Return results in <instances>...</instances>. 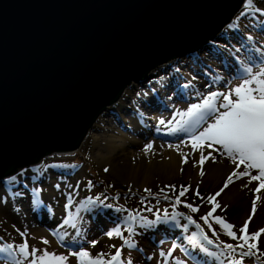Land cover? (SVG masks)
<instances>
[{
    "label": "water",
    "instance_id": "water-1",
    "mask_svg": "<svg viewBox=\"0 0 264 264\" xmlns=\"http://www.w3.org/2000/svg\"><path fill=\"white\" fill-rule=\"evenodd\" d=\"M243 0H0V180L73 153L132 81L215 38Z\"/></svg>",
    "mask_w": 264,
    "mask_h": 264
},
{
    "label": "rangeland",
    "instance_id": "rangeland-1",
    "mask_svg": "<svg viewBox=\"0 0 264 264\" xmlns=\"http://www.w3.org/2000/svg\"><path fill=\"white\" fill-rule=\"evenodd\" d=\"M256 4L258 7L264 9V0H256ZM234 20L232 19L230 23L224 26L218 35H226L229 37L232 31L235 30L244 31L248 37H252L255 34H258L260 37L263 35L262 33H259L258 30H252V28H256L258 23L264 21V16L256 14L255 17L252 15L243 18L241 17L238 21V27L230 29L228 25L233 23ZM228 29H230V31ZM218 35L214 39H211L210 43L205 45L207 46L206 50L205 48L198 50L200 58L202 57L203 59L208 60V66L206 65L207 68H204L203 66L200 69L205 71L206 76L205 79H201L205 83V86L209 87L212 82H208V74L212 73L213 70L214 72L220 70L217 74L221 77L227 78L232 83L231 85H238L242 82L241 80H232L230 75L223 69L213 66V64L212 66L210 65V63L216 61L214 58H211L210 49L216 48L217 50L224 51L230 63L234 65L239 62L243 68L245 65H251L247 60H244V62L246 61L247 63H242V57H250L253 48L251 46H245L244 42L240 39L237 40L232 38L230 42L235 45L233 49L229 46L228 42L225 40L221 41ZM258 44L264 45V41L260 39V43L258 41ZM230 48L232 50H230ZM234 50H236V52L238 51L239 54H242L240 56L241 59ZM174 64L171 66L168 65V63L161 64L157 68L151 70L150 73L163 71L159 79L160 82L168 77L177 81L175 89L178 87L182 88V96L176 97L174 92H170L168 97L163 99L164 103L161 106L152 107L147 104L143 108L141 103L144 98L148 96V98L152 97L159 89V84H155V86L150 84V78L152 76H150L147 80L132 81L131 85L133 83L136 84L130 87L128 86L122 94L126 100L130 99V97H132V99L134 98V102H132L133 104L131 103V106H134L135 109H141L140 115L135 114L137 116L134 117H139V119L142 120V122L138 124L148 125L150 129L147 134L142 135L133 131L132 126L134 123L130 120V114L125 116V118L122 117L123 120H121L118 115L108 111L106 120L98 117L97 120L99 122L96 120L76 152H53L42 158L38 165L39 169L43 172V175L40 176L38 174V176L41 179H46V177L52 175L51 179H53L54 182L51 186V194L49 196L44 195L43 193L40 194V199L42 201L41 206L43 205L44 207H37L38 210H41L42 212L47 210L48 213H50L48 201L51 204L58 205L60 207H62L63 204H66L67 193L73 190L72 188H69L68 185L75 188L76 195L74 199L78 204L85 196L88 195L93 197L99 194L107 202L109 201L107 198L108 194H112L117 191L120 195L118 198H115L116 201L117 199L123 200L124 196H130L129 192H142V194L145 195L146 192L144 190L146 188L158 193L161 192V189L164 191H172V189L166 188L165 186L178 185L181 182H188L192 186L189 194L190 197L194 195L197 186H199L198 189L204 194L202 203L199 206V213L201 215L207 214V212L212 208V205L207 203V197L219 191L223 185L220 183H214L210 177L207 176L208 174L206 170H204L205 175L201 177L199 174H195L191 171L193 168L188 167L189 164H181L178 169L172 170L169 173L153 171L150 176H143V174L140 173L129 172L130 169L124 166L117 167L116 165L105 161L99 154L98 147H96L94 142V138L98 137L100 138V146H104V137L107 133L116 136L118 139H124L126 135H129L131 138L136 137L141 142L145 143H141L142 145L138 146L129 145L131 150L134 149L135 151L140 152L144 150L146 144L152 143L155 145L152 151H157L156 157L161 156L162 154L160 153L163 152L164 149L168 148L169 144H179L180 146L187 144L186 137L183 135H180L179 137L168 135L167 124L160 125L161 130L160 132H157L156 128L159 120L164 119L167 122L168 120L173 119V114L175 112L186 110L192 103H198L199 100L203 98V95H206L209 91H225V88L226 91H228L230 88L225 86L224 89L211 87V89H209L206 93L203 95L201 94L198 97V92L194 93L189 91L192 90V85L185 81V78L180 77L179 75V70H187L191 66H193L191 69H197V63L195 61H191L188 57H180ZM191 69L190 72H187L190 76L188 77L191 79L199 78L198 75L194 74L195 70L192 71ZM231 75L234 76V74ZM141 113L146 114L147 117L141 115ZM155 117L158 121L154 119ZM175 119L178 120L180 117L177 115ZM181 140H185V143H180ZM158 144L161 145L159 148H157V146H159ZM126 145H128V143H126ZM221 156L228 158L226 154ZM81 159H83L82 163H80ZM140 160L141 157H137L136 161ZM25 167L26 166L22 167L15 174H13L18 177L16 182L9 184L8 179L0 180V244L11 243L13 245H19L27 240L30 246H34L37 249H47L48 251L64 255H67L70 251H78L80 246L91 251L93 255L96 253L94 250L97 251L102 249L103 251H107L106 253H111L115 251L116 248L121 247L122 241L120 238L113 237L110 239L106 235L108 231L117 227L111 218V214H109V212H99L97 210L81 211V231L84 233L83 236H77L76 231L70 226H65L61 229L62 232L66 231L68 233L64 242L61 243L57 237L52 234L54 231L50 226V221L57 220V223L61 222V225L63 219L67 215L65 206L57 213L58 217L56 216V218L50 217L51 219H49L48 217L43 216V213L42 215L35 214L37 217H34V215L32 216V213L28 214L27 208L29 207V194H32V190L28 191L30 192L29 194L27 191L21 190L26 188L24 186L26 185V180L22 181V178L19 175ZM105 168H108L109 171L105 172ZM181 168L183 171H181ZM92 170L99 174V179H93L94 175L91 172ZM253 174H255L254 170ZM25 176L26 174L24 173L23 177ZM89 181L92 182V187L90 188L88 187ZM105 181L111 183L112 187L110 188H113V192L108 191L109 186H105ZM56 184L60 185L59 190L55 187ZM76 185H79V187L76 188ZM254 187L255 184L248 189L245 195H237L235 192L232 197L231 194L228 195V193H222L221 196L217 197V200L221 205H227V207L218 208L214 214L225 217L228 222L234 224L239 229L251 212L252 200L255 198V195H257L251 190ZM230 189H234V187L232 186ZM16 192L22 193V195H14L13 193ZM160 202L161 204L159 206L163 207L164 210L169 208L167 203L163 201ZM258 203L260 204V207L250 224V231H256L259 228L264 227V201ZM70 211L74 212L75 207L70 209ZM51 215L53 214L50 213V216ZM196 222L199 223L197 220ZM209 223L212 225V228L210 229L207 224H204L203 231L209 239H212L215 242L214 244H209L210 247L214 250H218L216 245L221 244V242H228V240H225V236H223L222 232L218 229L211 218H209ZM58 227L59 226H56L55 231L58 230ZM192 228L195 231H200L196 225L191 226V229ZM212 229H215V232L218 235H213ZM21 233H25V235L22 236ZM185 233L186 231L180 226L158 227L153 229L151 233H142L134 238L137 242V248L129 249L125 247L122 249V258H131L133 264H162L164 258L161 257L159 253L161 251L167 253L168 250L171 249L172 245L176 244L177 247L173 250L172 257H169V264H175V260H183L185 264H219L212 252L206 253L203 250L196 249L195 251L197 253L196 256L194 255L195 257H193V254L187 253ZM42 238L47 239L49 243L47 245L43 244ZM262 239H264V237H262ZM92 240L98 241V244L95 247H93L90 243ZM113 245H115V248L112 247ZM148 257H152V259L149 260ZM0 264H3L2 260H0ZM25 264H27V261H25ZM69 264H76V258L70 257Z\"/></svg>",
    "mask_w": 264,
    "mask_h": 264
},
{
    "label": "snow or ice",
    "instance_id": "snow-or-ice-1",
    "mask_svg": "<svg viewBox=\"0 0 264 264\" xmlns=\"http://www.w3.org/2000/svg\"><path fill=\"white\" fill-rule=\"evenodd\" d=\"M243 11L239 16L229 24L230 29L238 27V21L241 17L247 15L264 16V9L260 8L256 4V0H243ZM261 27L264 29V21H261ZM249 41L252 37H247ZM264 64V62H262ZM243 76L242 82L238 85L231 87L228 91H209L198 103H192L186 110L177 111L173 114V119L167 122L164 119H160L156 128L157 132H160V125L167 124V134L171 136L179 137L183 135L186 137V141L191 145L193 152L198 153V159L193 163L194 167L199 168V175L203 177L205 175L204 165L208 162H217L214 152L221 155L226 154L234 165L233 171L227 176V179L223 183V187L213 195L207 197V203L212 205V208L206 215L201 216L200 219L211 229L212 225L209 223V218H212L216 224H218L222 231L234 241H239L236 244L223 243L217 244L219 248L221 245L224 249L219 255L226 257V264H244L245 258H253L256 264H264V227L259 228L256 231H250V224L253 221L260 204L258 202L264 201V66H261L258 71H253L250 66H244L242 68ZM222 78L217 76L213 79V83H218ZM201 94L197 93L199 97ZM143 115V114H141ZM180 119H175L176 116ZM180 143H185V140H181ZM168 147H175L180 149V145L169 144ZM153 149V144L148 143L145 145V153ZM205 149L209 151L205 152ZM189 153L180 151L182 158V164L189 163ZM253 170L255 174H253ZM26 170H22L19 173L20 176L24 175ZM40 176L43 175L41 169L35 170ZM105 172L109 169L105 168ZM181 171L183 169L181 168ZM39 176H34L33 179H38ZM8 183L16 182L18 177L13 175L8 177ZM242 186L249 188L250 185L255 184V187L251 190L257 195L252 200L251 212L247 219L244 220L242 226L238 231L236 226L226 220L225 217L220 215H214L218 208H226L227 205H221L217 200V197L221 196L227 188L237 180L244 181ZM55 187L59 190L60 185L56 184ZM73 190L67 193V202L65 209L67 211L66 217L63 219L62 224L59 226L63 229L65 226H70L76 231L77 236H83L81 231L80 216L81 211H90L92 207L97 204L106 208L113 207L110 204H105L99 197H88L85 200L76 203L74 197L76 195L75 188L68 185ZM79 185H76L78 188ZM88 187H92V182H88ZM166 188H170L176 191L175 185H166ZM198 187L195 190V195L200 196ZM192 188L191 185L180 186L178 195L175 197V201L172 203V208L175 209L176 205L184 203V206L190 209L193 213L200 210L199 206H194L192 203H187L181 200L186 193ZM146 193L150 195H156L159 200L160 194H152L151 189H145ZM41 189L33 188L32 203L35 206H39L42 201L40 199ZM165 199H170L167 193L161 189ZM16 196L22 195V193H13ZM75 207V211H70ZM123 208L117 209L122 211ZM151 211V208L148 209ZM180 217H184L183 213L173 211L171 214L167 210L164 211L163 217L157 215L156 220H148L143 217L139 212L129 211L125 217V224L128 235L125 236L121 227L118 225L116 228L106 233L108 238L118 237L122 241L121 247L115 249L114 254H108L99 252L95 255L88 249L80 246L78 251H70L67 255L57 254L56 252L48 251L47 249H37L34 246H30L28 241L25 240L19 245H13L11 243L0 244V260L3 264H69V258L75 257L76 264H133L131 258H122V249L127 247L129 249L137 248V242L134 236L138 233L135 232L134 225H139L143 228H149L154 226L160 221H175L179 226ZM187 224L183 227L187 229L188 225H196L199 232H194L189 237V243L193 246L203 247L201 241H206L207 244H214L212 239L204 233L203 228L199 225L192 216L186 217ZM213 235H218L215 229H212ZM239 233V234H238ZM57 239L63 243L68 233L61 232L59 230L52 233ZM25 235V233H21ZM42 243L47 245L49 241L42 238ZM78 243V242H77ZM91 245L95 247L98 241L92 240ZM112 247L115 248V245ZM177 247L176 244L172 245V248L168 252L161 251L159 255L163 257L162 264H169V257H172L173 250ZM207 250V249H205ZM237 250L238 253H237ZM214 255H216L214 253ZM237 256V258H233ZM149 260L152 257H148ZM175 264H185L183 260H175Z\"/></svg>",
    "mask_w": 264,
    "mask_h": 264
},
{
    "label": "bare ground",
    "instance_id": "bare-ground-1",
    "mask_svg": "<svg viewBox=\"0 0 264 264\" xmlns=\"http://www.w3.org/2000/svg\"><path fill=\"white\" fill-rule=\"evenodd\" d=\"M240 11H238L236 14H239ZM236 14L234 15L233 20L236 19V17H237ZM228 30L230 31V29H228ZM252 30H255V31L258 30L259 33L264 34V29H262L261 23H258V26L256 28L253 27ZM219 37H220L221 41L225 40L226 42H228L229 46H231L233 49H234L235 45H233V43L230 42L232 40V38L237 39V40L240 39L242 42H244L245 46H251L253 49H252V53H251L250 57L247 58V57L243 56L242 57V59H243L242 63H247L246 61L244 62V60H247L251 64L249 66L253 68L254 72L258 71L261 66H264V64H262V62H264V45L258 44V41L260 43V39L263 40L262 39V38H264L263 35H261V37H262L261 38L258 34H255L252 36V40L249 41L247 39L248 36L244 33V31L235 30V31H232V33L229 35V37L226 35H221ZM210 42L211 41H208L205 44H203L202 46H200L198 49H196L192 52H186L185 54H182V55L172 59L171 61L167 62L168 65L171 66L172 64L176 63L180 57L181 58L188 57V59H190L191 61H195L197 63V66H196L197 69H195V68L191 69L193 67V66H191L187 70H179L180 77L185 78V81H187L188 83H190L192 85V90H189L190 92H194V93L198 92V93L203 95L209 89H211V87H217L219 89H224V86L227 88L228 87L231 88V87L236 86V85H231L232 83L227 78L221 77L219 74H217V72L220 71L217 69H216L217 72L216 71L214 72V70H213L214 73L212 72V73L208 74V76H207V78L209 79L208 82H212V83H210L209 87H206L205 83L202 81L201 78L205 79L206 76H205V71L200 70V69L203 66H204V68H207L208 60L203 59L202 57L200 58V56H199L200 54L198 53V50L203 49V48H205V50H206L207 46H205V45L207 43H210ZM230 50H232V49L230 48ZM234 51L236 52V50H234ZM210 52H211V58H214L216 60L215 62L210 63L211 66L213 64V66H216L218 68L223 69L225 72H227L230 75V78L232 80H239V81L241 80L242 81V78H243V76L241 75L242 65L239 62H237V64L233 65L232 63H230L228 61V57L224 53V51L217 50L216 48H213V49L211 48ZM236 53L239 55V57L242 55V54H239L238 51ZM240 59H241V57H240ZM190 69L192 71L195 70L194 74L198 75L199 78H194V79L189 78L190 76L187 72H190ZM162 73H163V71H159L158 73H150L145 78V80H147L150 76H152L150 78V84L154 85V86H155V84H159V89L155 92V94H154L155 96L153 95L150 98H148L149 96L144 98V100L141 103L143 108L147 104H149V106H152V107L161 106L164 103L163 99L168 97V94H170V92H174L176 97L182 96V93H183L182 88L178 87L175 89V87L177 85V81H175L171 77L165 78L164 80H162V82H160L159 79H160V76ZM231 74H234V76H232ZM217 76L221 77L222 79L218 83H213V79ZM135 84L136 83H133L132 85H135ZM132 85L130 83L128 86L130 87ZM224 90L226 91V88ZM122 94L120 95L118 100L116 102H114L113 104H111L110 106H108V108H106L99 117L106 120L107 119L106 116H108V111H110V112L118 115V117L121 118V120H123L122 117L125 118V116H128V114H130L131 115L130 120H131V122L134 123V125L132 126L133 131L138 132L142 135L147 134V132L150 129L148 127V125L138 124V123L142 122V120L139 119V117H134V116H137L135 114L140 115L141 109H135L134 106H131V103L134 102V98L132 99V97H130V99L126 100L124 98V95L122 96ZM131 111H132V113H131ZM143 116L147 117L146 114H143ZM154 119H156L158 121V119L156 117ZM99 141H100V138H98V137L94 138L95 145H96V147H98V152L101 155V157L105 161H108L111 164L116 165L117 167L118 166H124L126 168H129L130 169L129 172L140 173V174H143V176H150L151 172H153V171H161L163 173H169L172 170L178 169V167H180V165L182 164V158L180 156V151H183V152L190 154L188 157L189 163H187V164H189L188 167L193 168L192 170L191 169L190 170L193 171L195 174L199 173V168L193 166V163L195 162V160L198 159V153L193 152L191 145L188 143L181 145L179 150H177L175 147H172V148L168 147V148L164 149L163 152L160 153V154H162L161 156L156 157V154H157L156 150H154L155 152L150 150L147 153H145L144 150H142L140 152L135 151L134 149L131 150L129 145L130 146H138V145H142L141 143H143V144H145V143L141 142L136 137L131 138L129 135H126L124 139H118L116 136L107 133L104 137V142H103L104 146H100L101 144L99 143ZM126 143H128V145H126ZM158 145L159 146H157V148H159L161 146L160 144H158ZM154 147H155V145H153V149H154ZM207 151H209V149H205V152H207ZM213 154L216 155L217 162L206 163L204 165V170L207 171V174H208L207 176H209L210 179L214 183H220L223 185L224 181L227 179V176L233 171L234 165L231 163L229 158H225V157L221 156L220 153L214 152ZM137 157H141V160L136 161ZM38 168H39V165L35 164V165L26 166L23 169V170H26L24 172L26 174V176L25 177L20 176V177L22 178V181L26 180V185H24L26 188L24 190L23 189H21V190L28 192V191H31L33 188H39V189H41V193L49 196L51 194L50 190H51V186H52L54 180L51 179L52 175H49L48 177H46V179H41V178L33 179L34 176H38V173L35 171ZM245 182H246V179L244 181L237 180L235 183L231 184L230 187L227 188L224 193L225 194L228 193V195L231 194L232 197L234 196L235 192L237 195H243V194L245 195L247 193L248 189L250 187H252V185H250L249 188H244L242 186V183H245ZM232 186L234 187V189H230ZM29 193L30 192H28V194ZM24 195H25V193H24ZM41 198H42V196H41ZM32 200H33V196H32V194H29V207L27 208V213L28 214L32 213V216L34 215V217H37L35 214H41L42 215V213H43V216H46L49 219H51L50 217L56 218V216L58 217L57 213L59 211H61L62 208L65 206V204H63L62 207H60L58 205H53L48 201V204H49L48 207H49L50 213L53 214L50 216V213H48L47 210L44 211L45 213L42 212L41 210H38L37 207H44L43 205L41 206V204H40L39 206H35L32 203ZM44 205H46V204H44ZM245 217H246V215H245ZM60 223L61 222L57 223V220L50 221V226L52 227V230L55 231L56 226H60ZM58 230H60L62 232V230L59 227H58Z\"/></svg>",
    "mask_w": 264,
    "mask_h": 264
},
{
    "label": "trees",
    "instance_id": "trees-1",
    "mask_svg": "<svg viewBox=\"0 0 264 264\" xmlns=\"http://www.w3.org/2000/svg\"><path fill=\"white\" fill-rule=\"evenodd\" d=\"M241 11H243V8L241 9ZM239 14L237 16H239ZM248 16H250V15H247V17ZM82 162H83V159H81L80 163H82ZM91 172L94 175L93 179H96V178L99 179L100 176H99V174L97 172H95L93 170ZM91 179H89V180H91ZM104 183H105V186L106 185L109 186L108 191L111 192L113 190V188H110V187H112L111 183L110 182H106V181ZM181 185L188 186V185H191V184L188 183V182H181L180 184L175 185L176 186V191H173V190L172 191H164V193L168 194L170 199H165L163 193H161V192L158 193V192H155V191H151L152 194H160L159 200H156L157 199L156 195H150L149 193H146L144 195V194H142V192L140 193V192H136L135 191V192H133L135 194H133L132 192H129L130 196H127V197L124 196L123 200L117 199L115 201V198H118V196L120 195V193L116 191V192H114L112 194L111 193L108 194L107 198L109 199V201L106 202L102 198V196L98 194V195L93 196L92 198L99 197L100 200H103L105 204H110L113 207L106 208V207H103L102 205L97 204L96 206L92 207L91 210H97L99 212H109V214H111V218L113 219V222L116 224V226L119 225L121 227L122 231H123V234L125 236H127L128 233H127V231H125V228H126L125 217L128 215L129 211L139 212L143 217H146L148 220H156L157 215H160L161 217H163V214H164L165 210L163 209V207L159 206L161 204L160 201H163V202L167 203V205L169 206V208L166 209L169 214H171L173 211L180 212V213L184 214V217H180L178 219H179V226L182 227L186 231V233H185L186 234L185 235V242H186V245H187V247H186L187 253L193 254V256L194 255L196 256V253H197L195 251L196 249L203 250L206 253L212 252L213 254L214 253L216 254L215 258H216V260L218 261L219 264H226V257L219 255V253L224 251L222 245L218 248V250H216V249L214 250L212 247H210L209 244H207L206 241H201V243L203 244V247L193 246V245H191L189 243V237L192 235V233L199 232V231H195L193 228L191 229V226H195V225H191L190 224V225H188L187 229H185L183 227L185 224L188 223L187 220H186V217L187 216H192V218L195 221L197 220L199 222L198 224L201 225V227L204 229V224L205 223H204L203 220L200 219V217L204 216L206 214L201 215L199 213V211L193 213L190 209H188V208H186L184 206V203L176 205L175 209L172 208V203L175 201V197H176V195H178ZM190 191H191V189L186 193V195L184 197H181V200L185 201L187 203H192L194 206H197V205L200 206L201 203H202L204 194L199 190V192H200V196L199 197L196 196L195 193H194V195L192 197H190L189 196ZM88 197H91V196H89V195L85 196L82 200H85ZM120 208H123V210L122 211H117V209H120ZM149 208H151V211H148ZM212 221L215 223V221L213 219H212ZM172 225L173 226H177L175 221H170V220L169 221H163L162 220V221L156 223L154 226L149 227L147 229L143 228V227H140L139 225H134L135 232L138 233L137 235L134 236V238L137 237L138 235L142 234V233H145V232L151 233L152 230L155 229V228L164 227V226H172ZM215 225L218 227V229H220V231L222 232L223 236H225V240H228V242L224 240L225 242H223V243H225V244H227V243L236 244V243L239 242V241H234L232 238L228 237L222 231L221 227L218 224L215 223ZM234 230L238 231V228L236 227V229H234ZM205 249H207V250H205ZM238 251L239 250H237V253H238ZM94 252H96V253H99V252L106 253L107 251H103L102 249H100V250H97V251L94 250ZM113 252L115 253V251H113ZM113 252L108 253V254H114ZM233 258L235 259V258H237V256L234 255ZM244 264H256V262L254 261L253 258L249 257V258H245Z\"/></svg>",
    "mask_w": 264,
    "mask_h": 264
}]
</instances>
